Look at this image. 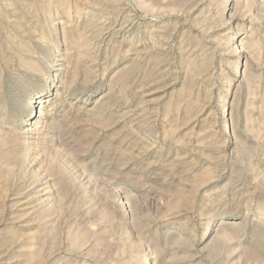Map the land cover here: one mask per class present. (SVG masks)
<instances>
[{
	"label": "rangeland",
	"instance_id": "374dc122",
	"mask_svg": "<svg viewBox=\"0 0 264 264\" xmlns=\"http://www.w3.org/2000/svg\"><path fill=\"white\" fill-rule=\"evenodd\" d=\"M0 264H264V0H0Z\"/></svg>",
	"mask_w": 264,
	"mask_h": 264
}]
</instances>
